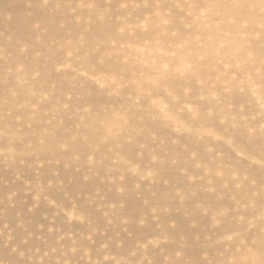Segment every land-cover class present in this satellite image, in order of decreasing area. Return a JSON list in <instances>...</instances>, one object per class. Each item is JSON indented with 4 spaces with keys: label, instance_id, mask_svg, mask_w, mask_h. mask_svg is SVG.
<instances>
[{
    "label": "rangeland",
    "instance_id": "obj_1",
    "mask_svg": "<svg viewBox=\"0 0 264 264\" xmlns=\"http://www.w3.org/2000/svg\"><path fill=\"white\" fill-rule=\"evenodd\" d=\"M0 264H264V0H0Z\"/></svg>",
    "mask_w": 264,
    "mask_h": 264
}]
</instances>
